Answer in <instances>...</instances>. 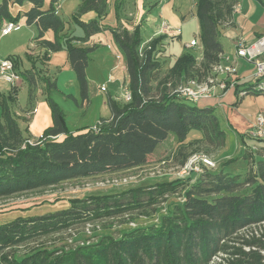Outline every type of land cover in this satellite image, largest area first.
<instances>
[{"label":"trees","instance_id":"trees-1","mask_svg":"<svg viewBox=\"0 0 264 264\" xmlns=\"http://www.w3.org/2000/svg\"><path fill=\"white\" fill-rule=\"evenodd\" d=\"M55 2L52 0L50 7L44 9V0H0V28L4 22L17 23L20 19V15L10 14V5L29 3L31 8L24 14L26 24L38 27L36 40L45 47V57L48 52L66 51L80 97L86 100V68L91 49L73 43L84 42L103 30L100 20L106 16L107 0H81L73 21L81 29L82 37L62 34L64 23L53 9ZM237 4L238 0H194L199 25L197 44L202 49L199 56L186 51L170 61L161 55L165 35L153 38L147 47L140 49L138 27L131 32L121 27L111 30L113 42L124 59V85L130 91L131 101L107 98L110 115L100 118L94 128L68 132L64 113L47 97L52 124L38 140L42 141L41 145H29L13 113L17 97L16 87H11L0 97V198L139 168L154 159L160 144L169 136L174 137L180 149L202 142L221 148L225 134L213 109L199 108L172 91L189 79L201 80L210 75L222 52L220 29L230 22ZM90 11L97 20L80 22V16ZM118 13L119 4H116V18ZM48 30L55 34L53 42L42 41ZM7 58L21 79L36 84L31 72L18 71L16 57ZM159 72L163 75L157 80L155 74ZM41 81L47 94L55 88L48 79ZM235 91L237 94L238 86ZM188 156L183 157L182 165ZM250 160L248 167L257 164L252 171L236 174L206 171L187 177L186 182H192L183 194V202L173 203L157 222L122 231L115 239L105 235L94 244L58 255L45 250L25 256H9L4 252L63 230L88 216L111 217L141 206L136 203L145 191L144 183L118 194L72 198L66 209L0 224V264H208L218 253L238 255L233 264H261L257 253L246 254L241 248L229 245L233 234L264 221V161ZM247 185L253 186L249 194H237ZM174 187L171 181L148 188H155L160 196ZM126 194H132L133 205L121 202L120 197ZM149 196L148 204H155L152 195Z\"/></svg>","mask_w":264,"mask_h":264},{"label":"crops","instance_id":"crops-1","mask_svg":"<svg viewBox=\"0 0 264 264\" xmlns=\"http://www.w3.org/2000/svg\"><path fill=\"white\" fill-rule=\"evenodd\" d=\"M51 1L44 0V9L50 7ZM169 1L107 0L106 16L100 20V26L103 30L90 36L84 42L75 41L73 43L77 47L91 49L88 53V66L86 68L88 82L87 99H81L82 109H88L92 100L99 98L102 94L106 96V100L109 97L117 99L124 86L126 80L125 63L116 44L113 42L111 30L121 27L131 32L135 27H138L141 36L143 29L147 25L154 24L152 26V35L146 41H142L143 44H146L153 38L162 35L159 31L160 24L164 21L172 28V32L169 35H165L166 40L163 42L164 52L161 55L165 59L173 61L183 52L188 51L187 49L189 48L187 45L193 40L185 28L195 25V6L192 7L193 9L188 16L181 17V14L174 13L170 5H167ZM80 3L81 0H57L53 4V9L64 23L62 34L74 37L83 36L81 29L73 21V17ZM116 4H119L118 18H116L115 14ZM238 5L239 11L234 13L230 22L225 24V26L223 25L220 29L222 52L218 57V63L226 65L223 57H229L231 59V63H234L236 67V73L231 79L237 80L238 88L243 89L253 85L252 75L254 67L245 60L235 59V48L238 41H243L245 45H248L264 35V0H238ZM30 8L31 5L29 3L21 6L10 5V14L13 17L20 15V19L17 22L19 28L5 36H0V59L9 56L16 57L18 59V71L21 73H28L29 71L33 74V79L36 84L30 85L22 78L20 84L16 87L17 102L15 107H13V113L17 118L23 134L29 140L34 141L40 139L44 131L52 124L51 111L46 98L49 97L55 103L56 96L52 93L59 91V80L56 75L51 74V70L55 68L56 72H61V69L69 68L68 72L70 74L74 73L65 50L48 52L45 57V47L41 45V41L36 40L38 27L35 24H26L24 14ZM95 20H97V16L93 11L84 13L79 18V21L82 23H89ZM198 32L197 42H199ZM54 39L55 34L53 31L48 30L44 32L42 41L53 42ZM179 46L183 48L180 49V54L176 49ZM171 49H174L172 53L170 52ZM44 78L48 79L50 83L55 84V88L49 94L46 93L45 84L41 81ZM218 79H223V77L218 76ZM71 80L73 82V79ZM262 83L264 84V80ZM0 84H5L6 86H0L1 97L10 91L11 86L1 80ZM102 87L105 89L104 92L99 90ZM217 96L212 99L202 100L195 105L199 108L213 109L214 113L217 111L222 116L225 123L223 125L224 128L221 127L218 119L220 128L224 131L225 139L228 136L227 133H229V139L237 149V152L240 153L239 156L241 155L240 159L244 167L249 165L247 159L250 158L254 159L255 162L264 161V141H254L248 136L253 128L256 115L260 112L264 114V97H262L264 93H247L238 98L235 89H230L224 93L218 90ZM22 97L23 99L20 100ZM65 97L63 101L67 104L65 100L68 98L67 96ZM71 97L76 101L74 96ZM58 107L64 113V123L68 132L76 133L77 130L86 127L71 129L67 124L65 110L59 105ZM104 107L108 110L106 101ZM95 125L86 128H94ZM169 138L173 139L174 137L169 136ZM225 139L220 154L217 156L219 160L212 158L216 163V168L218 167V161H230L236 157L232 152H222L225 146ZM256 150L262 154L254 153Z\"/></svg>","mask_w":264,"mask_h":264},{"label":"rangeland","instance_id":"rangeland-1","mask_svg":"<svg viewBox=\"0 0 264 264\" xmlns=\"http://www.w3.org/2000/svg\"><path fill=\"white\" fill-rule=\"evenodd\" d=\"M167 5H170L174 13L181 14V17H185L188 16L193 9L194 0H170ZM195 12L196 9H194V13ZM153 25L154 24L147 25L146 28L143 29L141 34L142 41H146L152 35ZM198 29L199 25L197 19H195L194 26H188L185 28L187 33L190 34L192 40H197ZM148 43L149 42L146 44L142 43L140 49L147 47ZM176 49L180 54V49L183 48L182 46H179V48ZM173 50L174 49H171L170 52L172 53ZM187 50V52H190L195 56H199L202 51L199 44L194 49ZM68 71L69 68L61 69V72H56L55 68H53L51 74L58 77L59 91L52 94L56 96L55 103L65 110L66 120L69 127L73 130L78 127L82 128L83 126L89 127L95 125L96 121L100 118L108 117L109 111L104 107L106 101V96L104 94L99 96V98L93 99L88 109L81 108V97L78 84L75 80L74 74H70ZM155 75L157 76V80H159L163 74L162 72H159ZM71 79H73V82H71ZM156 81H153V84H155ZM0 86L6 87L5 84H0ZM70 95L74 96L76 101H74ZM65 96L68 98L65 100L67 104L63 101ZM21 99H23V97L20 98V100ZM214 114L219 119L221 127L224 128L223 125L225 120L217 111H215ZM227 135L222 152H232V154H235L234 156L236 157L233 158L234 162L228 164L227 161H218V167L216 169H211L209 172L211 174H217L222 170V173L224 174H236L238 172L244 173V171L248 172L249 170L252 171L253 169H256L257 164H254L251 167H248V165L247 167H244L243 162L240 159L241 155L239 156L240 153L237 152V149L233 143H231L229 133H227ZM30 141L34 142L33 145L42 144V141ZM220 150L221 148H216L203 142L193 143L180 149V145L177 144V141L174 138H169L159 146L154 159L139 168L121 173L103 175L96 178L74 180L56 186L0 198V224H4L11 222L16 218L41 216L66 209L69 205L68 201L72 198L82 199L90 196L118 194L127 191L130 188H137L141 186L140 183L142 182L145 187V191L142 192L136 203L141 205L137 206L138 208L136 207L111 217L92 218L91 216H88L63 230L34 238L20 245L8 248L4 253L9 256H25L34 251L45 250L55 252V255H58L63 251H73L82 245L94 244L105 235L115 239L120 236L122 231L145 227L146 225L159 220L161 216L166 215L168 209L172 208L173 203H180V200L183 199V194L187 189V186L192 182H186L187 177L182 178L179 175L183 157L186 158L193 153H201L210 158H216V160H219L217 156L220 154ZM254 153L258 154L259 152L256 150ZM247 161L248 164L251 163L250 159H247ZM124 181H127V184H123ZM171 181H174L175 187L169 189L168 192H165L160 196H157L158 191L155 190V188H148L155 184ZM252 187L253 186L251 185L244 186L237 192V194H249ZM132 194H126L123 198L120 197L121 202L126 203V205L127 203H131V200H133V198H131ZM149 195H152L155 204H148L149 201H151L149 200ZM131 204L133 205V203ZM26 205L28 206L26 207ZM15 206H21L20 208L22 209H8Z\"/></svg>","mask_w":264,"mask_h":264},{"label":"built area","instance_id":"built-area-1","mask_svg":"<svg viewBox=\"0 0 264 264\" xmlns=\"http://www.w3.org/2000/svg\"><path fill=\"white\" fill-rule=\"evenodd\" d=\"M239 11V5L233 7L232 14ZM19 28L17 23L4 22L0 28V36H5L10 32ZM160 34L169 35L172 32V28L162 21L160 24ZM197 41L193 40L187 45L189 49L197 47ZM235 59H242L251 63L254 67L252 81L253 85L249 88L239 89L237 97H242L247 93H264V35L255 39L248 45H245L243 41H238L235 48ZM223 61L226 65L217 63L211 69V73L208 77L198 80L189 79L180 85H178L172 93L179 98L186 99L191 103L198 104L202 100L212 99L217 96V91L222 93L230 89H236L237 80H232V76L236 73V67L234 63H231L229 57H223ZM218 76L223 79H218ZM0 80L11 87H17L21 82L20 75L14 69L13 62L8 58L0 59ZM104 92L102 87L99 89ZM120 99L124 102L131 101V94L127 87L124 85L120 93ZM249 138L256 141H264V114L258 113L255 117L254 125L250 133ZM51 139H55L52 137ZM39 140V139H38ZM37 140V141H38ZM29 145H33L34 142L28 140L26 142ZM24 148V145L23 147ZM216 168V163L207 155L201 153H193L188 156L184 164L181 166L179 175L182 178L189 177L191 175L199 176L206 171ZM123 184H127L124 181ZM183 199L180 200V203ZM154 222H157L154 221ZM245 241L251 242V244L245 243ZM261 244V246H259ZM229 245L241 248V251L250 254L257 253L260 256V263L264 264V221L250 227L243 228L237 233L233 234ZM238 258V255H227L218 253L212 257L208 264H233L234 259Z\"/></svg>","mask_w":264,"mask_h":264}]
</instances>
